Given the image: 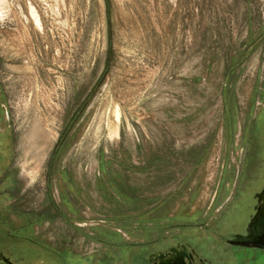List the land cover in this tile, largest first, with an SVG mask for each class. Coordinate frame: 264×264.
I'll return each mask as SVG.
<instances>
[{
  "label": "rangeland",
  "instance_id": "1",
  "mask_svg": "<svg viewBox=\"0 0 264 264\" xmlns=\"http://www.w3.org/2000/svg\"><path fill=\"white\" fill-rule=\"evenodd\" d=\"M263 188L264 0H0L15 264H233Z\"/></svg>",
  "mask_w": 264,
  "mask_h": 264
},
{
  "label": "flooded vegetation",
  "instance_id": "2",
  "mask_svg": "<svg viewBox=\"0 0 264 264\" xmlns=\"http://www.w3.org/2000/svg\"><path fill=\"white\" fill-rule=\"evenodd\" d=\"M3 108H6L5 105H2ZM8 119V117H7ZM263 190V189H262ZM261 190V191H262ZM255 199V204L253 207L254 213H255V208L258 205V201L256 199V196L254 197ZM252 218V217H251ZM250 218V220H251ZM250 222V221H249ZM249 224V223H248ZM246 225L245 227H241V230L237 232L236 234H233L231 239L232 240L234 236L236 235H245L246 234ZM229 240H224V242L234 250V263L233 264H264V250H257V249H246V248H241V247H235L231 246L228 241ZM185 247L187 248L188 252L187 254L191 256V258H185V262H180V263H171V264H214L212 261H210L208 258H206L202 253H200L196 248L190 246V245H176L172 247L165 248L163 250H158L149 255V257L142 263V264H162L160 261L156 260L154 258V263H151L149 261V258L152 255H157L161 256L163 255L165 258H169L170 256H173L174 253L172 252L173 249H176L179 253H181L182 248ZM9 259V264H15L11 258L7 257ZM62 260L56 264H92V263H77L74 261H66L64 257H60ZM46 264V263H42ZM135 264H140V263H135Z\"/></svg>",
  "mask_w": 264,
  "mask_h": 264
},
{
  "label": "water",
  "instance_id": "3",
  "mask_svg": "<svg viewBox=\"0 0 264 264\" xmlns=\"http://www.w3.org/2000/svg\"><path fill=\"white\" fill-rule=\"evenodd\" d=\"M258 205L255 208V214L252 216L245 235H236L232 240H229L228 243L231 246L241 247L246 249H257L264 250V188L263 190L256 195ZM173 256L165 258L163 255L157 256L152 255L149 258L151 263H154V258L160 261L162 264H171V263H182L185 262V258H191L187 254V248L183 247L181 253L176 249H173ZM0 261L9 264V259L0 253Z\"/></svg>",
  "mask_w": 264,
  "mask_h": 264
}]
</instances>
